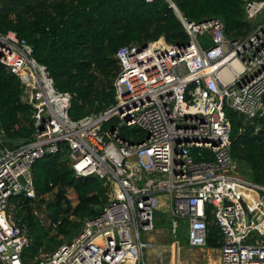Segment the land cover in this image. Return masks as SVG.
<instances>
[{"label":"built area","instance_id":"obj_1","mask_svg":"<svg viewBox=\"0 0 264 264\" xmlns=\"http://www.w3.org/2000/svg\"><path fill=\"white\" fill-rule=\"evenodd\" d=\"M245 8L254 26L242 38L227 36L218 17L197 22L177 12L186 44L161 36L121 46L115 102L79 119L69 113L73 94L57 89L27 39L0 32V61L19 77L33 121L31 137L17 146L4 145L0 132V264H27L29 227L15 218L12 198L23 194L45 223L33 166L64 147L76 175L106 180L112 197L73 239L50 252L41 249L29 264H148L153 243L147 235L161 220L160 207L172 217L174 245H181L177 218H186L188 246L209 248L214 225L221 245L211 249L220 264H264V184L239 172L226 113H264V0H247ZM206 33L214 43L208 50L199 42ZM111 121L136 130L125 135L105 127Z\"/></svg>","mask_w":264,"mask_h":264},{"label":"trees","instance_id":"obj_2","mask_svg":"<svg viewBox=\"0 0 264 264\" xmlns=\"http://www.w3.org/2000/svg\"><path fill=\"white\" fill-rule=\"evenodd\" d=\"M247 0H0V32L12 30L33 46L57 89L73 94L70 115L79 119L105 111L115 102L114 79L120 70L121 46L145 44L161 36L186 44L189 36L173 6L183 17L202 21L218 17L227 36L242 38L254 24L246 16ZM23 85L0 61V132L4 145L28 140L33 133L31 106L23 101ZM264 101V96H263ZM231 121V155L242 175L264 184V113L248 118L226 109ZM108 127V124H105ZM67 148L46 154L33 166L37 204L46 205L47 223L23 194L14 195V216L29 227L31 245L24 252L31 263L42 249L53 251L70 241L86 218L100 214L112 197L111 185L93 174L78 176L68 163ZM74 191L73 202L69 192ZM49 196V197H48ZM67 237L58 240L51 233ZM218 229L209 227L208 247L219 248ZM188 244V243H187Z\"/></svg>","mask_w":264,"mask_h":264},{"label":"rangeland","instance_id":"obj_3","mask_svg":"<svg viewBox=\"0 0 264 264\" xmlns=\"http://www.w3.org/2000/svg\"><path fill=\"white\" fill-rule=\"evenodd\" d=\"M261 19L262 18L259 17V20ZM199 42L206 50L214 45L212 38L207 33L199 36ZM108 127H118L125 135H130L136 130L135 127L124 126L121 121H111L108 123ZM239 172L242 174L240 169ZM69 196L71 200L75 202L76 196L74 191H70ZM160 198H163V195H161ZM157 215L160 216L162 221L158 223L157 231L151 234L154 238V247L147 249L146 262L148 264H219L218 250L211 251L206 248L197 249L187 245L188 221L186 218H177L179 230L176 238L179 244H181L180 247H178L173 244L171 234L172 217L168 212V207H160L157 211ZM51 234L58 240H68L65 235L58 234L56 230ZM74 237H72V239Z\"/></svg>","mask_w":264,"mask_h":264},{"label":"crops","instance_id":"obj_4","mask_svg":"<svg viewBox=\"0 0 264 264\" xmlns=\"http://www.w3.org/2000/svg\"><path fill=\"white\" fill-rule=\"evenodd\" d=\"M158 217H160V216H158ZM162 221V219L161 220H157V227H156V229H155V231H157V228H158V223L159 222H161ZM155 231H153V232H155ZM151 234L152 233H149L148 235H147V237H148V239L150 240V241H152V243H153V245H152V247H150V248H153L154 247V238L151 236ZM188 245V244H187ZM206 249H208V250H211V251H216V250H214V249H209V248H206ZM216 249V248H215ZM219 264H220V258H219Z\"/></svg>","mask_w":264,"mask_h":264},{"label":"water","instance_id":"obj_5","mask_svg":"<svg viewBox=\"0 0 264 264\" xmlns=\"http://www.w3.org/2000/svg\"><path fill=\"white\" fill-rule=\"evenodd\" d=\"M176 7V6H175ZM176 9V11L181 15V12L178 10V8L176 7L175 8ZM47 115V114H46ZM25 141H27V140H11V139H7V142L8 143H12L14 146H17V145H19V144H21V143H23V142H25Z\"/></svg>","mask_w":264,"mask_h":264},{"label":"bare ground","instance_id":"obj_6","mask_svg":"<svg viewBox=\"0 0 264 264\" xmlns=\"http://www.w3.org/2000/svg\"><path fill=\"white\" fill-rule=\"evenodd\" d=\"M172 245V244H171ZM173 251V250H172ZM175 262V261H174Z\"/></svg>","mask_w":264,"mask_h":264}]
</instances>
